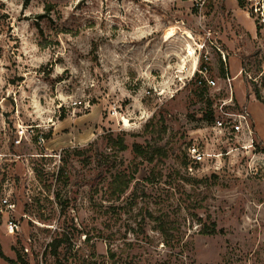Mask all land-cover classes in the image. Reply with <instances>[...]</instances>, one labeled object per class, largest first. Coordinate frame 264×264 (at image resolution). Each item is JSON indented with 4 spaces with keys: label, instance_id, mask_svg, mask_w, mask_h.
Here are the masks:
<instances>
[{
    "label": "rangeland",
    "instance_id": "rangeland-1",
    "mask_svg": "<svg viewBox=\"0 0 264 264\" xmlns=\"http://www.w3.org/2000/svg\"><path fill=\"white\" fill-rule=\"evenodd\" d=\"M244 1L0 0V264H56L55 238L59 264H264V0Z\"/></svg>",
    "mask_w": 264,
    "mask_h": 264
},
{
    "label": "built area",
    "instance_id": "built-area-1",
    "mask_svg": "<svg viewBox=\"0 0 264 264\" xmlns=\"http://www.w3.org/2000/svg\"><path fill=\"white\" fill-rule=\"evenodd\" d=\"M186 55H188V56L191 55V54H189L188 50L186 51ZM204 58H205V60H208V57L206 55H204ZM198 60H197V63H198ZM193 70H194L193 71V74H194L193 77H197L196 78L197 84L201 85L204 83L208 87L215 85L214 80H210L207 77L206 78L202 77L203 75H205L206 66H203L201 69H198L195 66ZM195 71H197L202 76H198L199 74L197 72H196L197 73V76H196ZM215 123H216V128L219 129L220 131L228 126L230 128V130L236 134H242L246 131H248V133L251 132V128H250L246 113L223 112V115L221 117L216 118ZM20 132L23 133L24 131H20ZM186 154H187L186 166L190 172L193 170V167L195 165L204 162L205 156L207 155L204 151L200 150L199 145L196 143H193V144L188 146ZM3 204L9 209L13 208V205L10 204L8 199L3 200ZM14 226L15 225L12 222H10V228L12 231H13Z\"/></svg>",
    "mask_w": 264,
    "mask_h": 264
},
{
    "label": "trees",
    "instance_id": "trees-1",
    "mask_svg": "<svg viewBox=\"0 0 264 264\" xmlns=\"http://www.w3.org/2000/svg\"><path fill=\"white\" fill-rule=\"evenodd\" d=\"M238 4L240 7L244 8L245 7V1L244 0H238ZM197 76V73L195 74ZM202 89V88H201ZM204 89H202L203 91ZM212 116V115H211ZM116 144L119 146L118 148L120 150H124L126 148V145L124 144V140L122 138H120L119 140L116 141ZM138 148V146H137ZM141 152V151H140ZM143 152H141L142 154ZM127 184H125L123 187H121L119 189V192H123L126 188ZM205 233H212L214 232L213 230H210V231H204ZM63 242V239H58V238H55L51 243L48 244L47 248L50 249V253L52 254L53 257H55V261H56V264H59L60 263V251H58L59 249V243ZM68 242V241H67ZM65 244V249L68 247V244L64 243ZM46 249V250H48ZM65 256L64 253H62V257ZM12 264H17L16 261H13L11 260L10 261ZM21 264H26L25 261L21 260L20 261Z\"/></svg>",
    "mask_w": 264,
    "mask_h": 264
},
{
    "label": "bare ground",
    "instance_id": "bare-ground-1",
    "mask_svg": "<svg viewBox=\"0 0 264 264\" xmlns=\"http://www.w3.org/2000/svg\"><path fill=\"white\" fill-rule=\"evenodd\" d=\"M188 33H189V32H188ZM187 37H188V38H190V37H191V35H190V34H188V35H187Z\"/></svg>",
    "mask_w": 264,
    "mask_h": 264
}]
</instances>
